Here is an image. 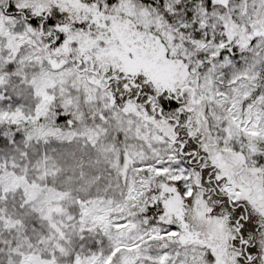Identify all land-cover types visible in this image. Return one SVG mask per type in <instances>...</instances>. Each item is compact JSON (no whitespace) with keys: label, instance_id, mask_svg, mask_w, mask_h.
Here are the masks:
<instances>
[{"label":"snow or ice","instance_id":"obj_1","mask_svg":"<svg viewBox=\"0 0 264 264\" xmlns=\"http://www.w3.org/2000/svg\"><path fill=\"white\" fill-rule=\"evenodd\" d=\"M0 264H264V0H0Z\"/></svg>","mask_w":264,"mask_h":264}]
</instances>
